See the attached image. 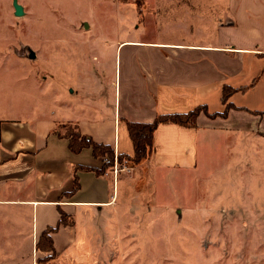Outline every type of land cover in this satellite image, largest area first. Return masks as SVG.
<instances>
[{
	"label": "crops",
	"instance_id": "obj_1",
	"mask_svg": "<svg viewBox=\"0 0 264 264\" xmlns=\"http://www.w3.org/2000/svg\"><path fill=\"white\" fill-rule=\"evenodd\" d=\"M154 5L156 31L163 25H185L187 35H178L188 40L155 35L116 46L115 58L122 53L121 44L129 48L123 59L122 116L114 71L112 103L65 100L58 107L49 103L48 110L44 105L38 119L32 113L0 119V208L28 209L25 233L36 251L41 234L57 228L51 234L55 254L46 263L68 264L69 251L75 254L82 231L75 219L79 210L99 216L116 206L121 183L125 188L139 184L140 191L151 177L168 178L188 193L202 187L203 201H210L208 208L219 211L216 215L246 217L254 222L250 232L264 234V138L258 134L264 130V0H158ZM138 15L145 17L143 10ZM224 87L234 90L228 98L234 108L225 118H210L208 114L224 109ZM198 106L206 113L199 114L196 127L160 124L147 159L118 164L115 174L76 171L77 166L100 169L102 163L90 149L70 152L68 140L57 130L71 125L95 143L109 145L115 157H132L126 122L149 123L158 115L185 114ZM215 181L218 193L210 195L208 186ZM60 214L67 217L66 225H58ZM254 248L258 262L264 241ZM261 257L258 264H264Z\"/></svg>",
	"mask_w": 264,
	"mask_h": 264
},
{
	"label": "rangeland",
	"instance_id": "obj_2",
	"mask_svg": "<svg viewBox=\"0 0 264 264\" xmlns=\"http://www.w3.org/2000/svg\"><path fill=\"white\" fill-rule=\"evenodd\" d=\"M12 1L0 0V119L19 118L27 113L38 119L44 105L58 107L65 100L88 105L112 103L114 71L117 109L120 106L122 116L123 59L129 48L127 43L121 44L118 51L123 48L122 53L119 56L118 52L115 58L116 46L155 35L178 40L185 38L178 34L187 35L185 25H163L156 31L154 3L158 0H141L143 19L138 15V0H17L22 7L19 17L14 15ZM146 20V27L135 28ZM212 35L210 30L209 40ZM199 40L195 37V41ZM31 54L34 58L29 57ZM71 91L73 95L69 94ZM261 107L264 110V104ZM74 129L60 125L57 130L65 134ZM258 134L264 138V130ZM117 166L114 159L112 168L105 170L114 173ZM150 179L140 191L139 184L125 188L121 183L116 206L103 209L99 216L88 209L78 211L77 230L81 227L82 231L72 249L75 254L68 253V264L261 261L264 249L260 250L263 254L256 256L260 257L257 262L254 246L264 241V234L249 231L250 224L254 225L252 220L216 215L219 211L208 208L210 201H203L202 187L198 191L192 187L188 193L177 182L172 186L168 178ZM219 185L218 181L209 184L213 189L210 195L218 193ZM30 218L28 209L0 208V264H37L39 258L46 256L29 247L25 231ZM19 230L23 232L18 233Z\"/></svg>",
	"mask_w": 264,
	"mask_h": 264
},
{
	"label": "trees",
	"instance_id": "obj_3",
	"mask_svg": "<svg viewBox=\"0 0 264 264\" xmlns=\"http://www.w3.org/2000/svg\"><path fill=\"white\" fill-rule=\"evenodd\" d=\"M141 4L142 1L138 0L136 6L139 13H141ZM233 92L234 90L228 87H224L222 89V103L224 105V109L222 112L208 114L210 118H225L227 116L229 109L234 108L228 103V98ZM202 112L206 113V109L203 106H198L196 109L185 114L158 115L152 122L149 123L126 122L128 134L134 148V154L132 157L125 155H117L115 157L114 151L109 145L95 143L91 138L82 136L77 130H73L71 132L69 131L65 133L63 137L68 140V149L70 152L78 154L84 149H90L92 156L95 159L100 160L102 163V167L100 169L77 166L76 171H92L97 175H101L107 167L112 168L115 158L117 164L119 165H121L123 161L137 165L141 161L146 160L152 151L153 133L160 124H175L186 128H194L197 126V118ZM74 181L75 189H77V179H74ZM67 223V217L64 214H60L58 225H66ZM56 230L57 228H48L41 234L36 245V249L37 251L46 253V256L39 258L37 264H44L53 259L55 252L51 234Z\"/></svg>",
	"mask_w": 264,
	"mask_h": 264
},
{
	"label": "water",
	"instance_id": "obj_4",
	"mask_svg": "<svg viewBox=\"0 0 264 264\" xmlns=\"http://www.w3.org/2000/svg\"><path fill=\"white\" fill-rule=\"evenodd\" d=\"M12 6L14 9V15L17 17L21 16L22 15V7L18 4L17 0L12 1ZM29 57L34 58V55L31 54Z\"/></svg>",
	"mask_w": 264,
	"mask_h": 264
},
{
	"label": "built area",
	"instance_id": "obj_5",
	"mask_svg": "<svg viewBox=\"0 0 264 264\" xmlns=\"http://www.w3.org/2000/svg\"><path fill=\"white\" fill-rule=\"evenodd\" d=\"M124 171H128L127 169H123ZM114 173H117V167H114Z\"/></svg>",
	"mask_w": 264,
	"mask_h": 264
}]
</instances>
